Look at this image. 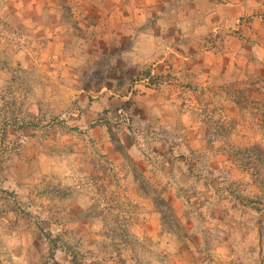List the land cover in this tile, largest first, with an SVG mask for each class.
I'll return each mask as SVG.
<instances>
[{"label": "crops", "instance_id": "crops-1", "mask_svg": "<svg viewBox=\"0 0 264 264\" xmlns=\"http://www.w3.org/2000/svg\"><path fill=\"white\" fill-rule=\"evenodd\" d=\"M0 5V264H139L123 237L159 242L157 264L264 263L257 207L190 174L229 170L248 139L238 94L264 69V0Z\"/></svg>", "mask_w": 264, "mask_h": 264}, {"label": "rangeland", "instance_id": "rangeland-1", "mask_svg": "<svg viewBox=\"0 0 264 264\" xmlns=\"http://www.w3.org/2000/svg\"><path fill=\"white\" fill-rule=\"evenodd\" d=\"M3 1L4 0H0V3ZM19 35L21 34L19 33ZM258 73L259 80L256 84H254L253 81L250 88L252 93L246 94L248 88H243L240 94H238L246 116L244 119L243 114L242 118L245 121L251 118L252 123L247 127H243L246 128L245 131L242 130L243 137L248 139L229 146V161L231 168L226 171L221 170L220 173L208 174L202 173L200 170H197L196 166H193L195 167L196 173L190 171V174L198 183L203 181V183L207 182L213 184L216 195L219 194V196H222L225 195V193L234 194L232 196L238 199L242 205L249 208L257 207L258 222L261 224L262 239L264 240V69H259ZM249 96H251V98H249ZM122 114L125 119L130 118L127 112L123 111ZM121 153H125L124 148L121 150ZM124 159L127 161L128 165L135 170L137 179L145 190L154 196L156 204L161 208L163 213L164 224L168 225L170 229L176 232L178 230L181 231L183 223L178 217L177 210L169 202L168 195L164 191L153 187L150 184L152 182L145 179L140 170L138 171L134 160L131 157H127L126 153L124 154ZM194 160L191 162H193V164L199 163V166L201 165L200 167L209 165V162L201 161L195 163ZM233 165L235 167H233ZM105 185L103 181L100 186V188L103 189L100 195L101 199H106L109 195L111 198L119 197V194L115 195V193L112 194L111 190L108 191ZM195 193L196 190L193 188L187 190L186 195L193 197ZM102 211L99 210V213ZM206 213H208V211ZM202 215H204V212H202ZM199 220L202 222L205 218L200 216ZM212 237H214L213 240L217 242V238L219 240L221 234L215 231ZM117 240H119V242L115 243L117 247L124 244L126 247L128 246L130 249L134 250V256L135 258H139V264H157V258H159V253L161 251L158 245L159 242L151 239L141 240L134 237L117 238Z\"/></svg>", "mask_w": 264, "mask_h": 264}, {"label": "built area", "instance_id": "built-area-1", "mask_svg": "<svg viewBox=\"0 0 264 264\" xmlns=\"http://www.w3.org/2000/svg\"><path fill=\"white\" fill-rule=\"evenodd\" d=\"M145 80L148 81L149 84H150L151 86H155V85H157V84L159 83V81H158V79L155 77V75H154V76H153V75H150V76L147 77Z\"/></svg>", "mask_w": 264, "mask_h": 264}, {"label": "trees", "instance_id": "trees-1", "mask_svg": "<svg viewBox=\"0 0 264 264\" xmlns=\"http://www.w3.org/2000/svg\"><path fill=\"white\" fill-rule=\"evenodd\" d=\"M113 139L115 140L117 144V149L121 151L123 149L122 145L119 144V141L115 137H113Z\"/></svg>", "mask_w": 264, "mask_h": 264}]
</instances>
